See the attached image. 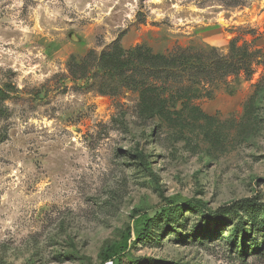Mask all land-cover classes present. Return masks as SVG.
<instances>
[{"label": "rangeland", "instance_id": "1", "mask_svg": "<svg viewBox=\"0 0 264 264\" xmlns=\"http://www.w3.org/2000/svg\"><path fill=\"white\" fill-rule=\"evenodd\" d=\"M116 40L159 107L71 80ZM1 135L0 264H264V0H0Z\"/></svg>", "mask_w": 264, "mask_h": 264}, {"label": "trees", "instance_id": "2", "mask_svg": "<svg viewBox=\"0 0 264 264\" xmlns=\"http://www.w3.org/2000/svg\"><path fill=\"white\" fill-rule=\"evenodd\" d=\"M184 54L185 51L179 49L169 54L153 53L144 45L126 49L116 40L101 53L92 49L81 58L72 56L68 68L71 80L80 88L95 89V80L99 78L95 90L115 94L122 88L133 89L139 92L140 107H159L165 99L160 89L172 88L169 82L181 84L177 71L187 69L190 64V59ZM180 90L181 86H177L173 92L178 93ZM180 96L182 94L175 99ZM5 138L6 135H1L0 142ZM153 224V220L148 221L144 230L138 231V238H146Z\"/></svg>", "mask_w": 264, "mask_h": 264}]
</instances>
